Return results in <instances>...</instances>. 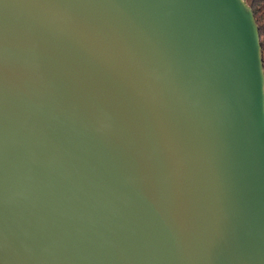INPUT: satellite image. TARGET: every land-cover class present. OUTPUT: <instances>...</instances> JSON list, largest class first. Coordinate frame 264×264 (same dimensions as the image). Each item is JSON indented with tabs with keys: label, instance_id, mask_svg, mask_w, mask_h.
Returning <instances> with one entry per match:
<instances>
[{
	"label": "water",
	"instance_id": "1",
	"mask_svg": "<svg viewBox=\"0 0 264 264\" xmlns=\"http://www.w3.org/2000/svg\"><path fill=\"white\" fill-rule=\"evenodd\" d=\"M0 264H264L247 0H0Z\"/></svg>",
	"mask_w": 264,
	"mask_h": 264
},
{
	"label": "trees",
	"instance_id": "2",
	"mask_svg": "<svg viewBox=\"0 0 264 264\" xmlns=\"http://www.w3.org/2000/svg\"><path fill=\"white\" fill-rule=\"evenodd\" d=\"M247 2L251 7V10L254 15V19L258 27L259 42L263 54V68H264V0H247Z\"/></svg>",
	"mask_w": 264,
	"mask_h": 264
},
{
	"label": "snow or ice",
	"instance_id": "3",
	"mask_svg": "<svg viewBox=\"0 0 264 264\" xmlns=\"http://www.w3.org/2000/svg\"><path fill=\"white\" fill-rule=\"evenodd\" d=\"M257 56H258V48H257Z\"/></svg>",
	"mask_w": 264,
	"mask_h": 264
}]
</instances>
